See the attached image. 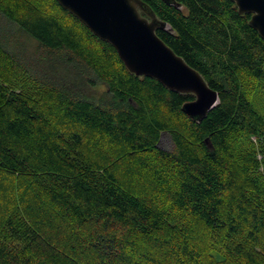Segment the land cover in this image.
Listing matches in <instances>:
<instances>
[{
  "label": "trees",
  "instance_id": "trees-1",
  "mask_svg": "<svg viewBox=\"0 0 264 264\" xmlns=\"http://www.w3.org/2000/svg\"><path fill=\"white\" fill-rule=\"evenodd\" d=\"M143 1L218 93L199 123L182 112L193 96L132 75L56 0H0V175L13 200L0 206V264H264V105L246 87L264 86V40L231 0ZM93 135L111 160L87 148Z\"/></svg>",
  "mask_w": 264,
  "mask_h": 264
},
{
  "label": "water",
  "instance_id": "water-1",
  "mask_svg": "<svg viewBox=\"0 0 264 264\" xmlns=\"http://www.w3.org/2000/svg\"><path fill=\"white\" fill-rule=\"evenodd\" d=\"M101 41L110 44L126 69L138 78L158 81L166 89L195 99L182 112L201 122L218 104V93L203 76L177 55L158 35L168 30L143 0H56ZM179 8L175 0H162ZM239 14L250 15L249 25L264 40V0H231Z\"/></svg>",
  "mask_w": 264,
  "mask_h": 264
},
{
  "label": "rangeland",
  "instance_id": "rangeland-1",
  "mask_svg": "<svg viewBox=\"0 0 264 264\" xmlns=\"http://www.w3.org/2000/svg\"><path fill=\"white\" fill-rule=\"evenodd\" d=\"M38 1H39V3H41L40 0H38ZM58 17H60V19H62L61 16H59V14H58ZM68 25H70V24H68ZM246 81L247 80L245 79V82ZM13 83L16 86H18L19 88H24L26 90H28V88L31 86V84H29V82L22 76H20ZM246 87L248 88V91L250 92L251 96L254 94V97H256V92H258L259 96H257L256 100L258 102H260L263 99V105H264V86L261 85V87L259 88L258 85L254 84V85H247ZM90 138L88 137L86 142H85L87 144V148L91 149L92 145H96L97 147H99L97 151L102 155L101 158L104 160H106V159L111 160V157H110L111 153L110 152L111 151L113 152L114 148L111 147V145L109 143H106V142L101 143L98 136H96V135L90 136ZM95 143H97V144H95ZM244 146H246V143H244L242 145L240 144L241 149ZM160 147L163 149H166V150H168L172 147V142H171L170 136L168 134H164L162 136V139L160 142ZM114 160H115V158H114ZM118 163H120V162H118ZM128 165L130 167H132V166L134 167V166H136V162H133V163L130 162ZM125 169H128V168L126 167V165L124 163H120L116 169V171L120 174V176L122 177V180H124V181H125V179L127 180V178H126L127 174H129L128 170L126 171ZM164 169L169 171L168 168H164ZM131 170H132V172L134 171V169H131ZM141 178L144 179V175L142 173H139V175L136 176V180L137 179L141 180ZM145 179H147V181L145 183L143 181L140 182L142 184V186H141L142 188L148 186V182H149L148 178L146 177ZM10 183H11V181L9 180V177H3L2 175H0V206L3 209H8L9 206L11 205V201H13L11 199L10 190L7 191V187L10 185ZM132 183H133V181H132ZM177 217H179V216H177Z\"/></svg>",
  "mask_w": 264,
  "mask_h": 264
}]
</instances>
